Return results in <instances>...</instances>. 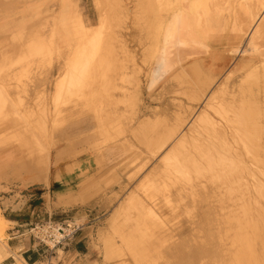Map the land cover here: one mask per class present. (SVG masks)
<instances>
[{"label":"rangeland","instance_id":"obj_1","mask_svg":"<svg viewBox=\"0 0 264 264\" xmlns=\"http://www.w3.org/2000/svg\"><path fill=\"white\" fill-rule=\"evenodd\" d=\"M119 1L0 0V87L5 89L4 85H6L8 89H14L23 102H53L55 98L54 84L64 75L62 66L65 63L64 59L67 57L68 49H62L61 56H58L52 50V44H66L71 41L73 36L70 28L72 26L70 24L72 23L71 17H80L86 28H92L97 32L95 36L97 41L100 39L97 55L86 72L87 83L90 85L83 90L82 95L83 97L88 96L92 108L86 112L83 107H80L83 102L74 107L75 101L72 102V96L63 93L62 101L70 99L66 104L68 106H64L67 112L65 110L64 117H60L62 123L60 122L58 128L52 133L48 128L45 135L41 133L40 126L33 129L34 135H41L40 138L43 141L50 142L51 138L55 140L54 145L49 149L48 156L56 143L60 141V138H56L54 135L56 131L82 129L83 122L89 126L90 149L94 151V158L100 172L106 163L116 160L117 155L122 154L119 164L116 165L115 174H113L112 167H109L105 177L100 181H94L90 177V183L81 186L80 191L75 193L74 201L62 202L58 199L63 205L76 207L65 210L63 214L57 215V218L49 217L42 221L59 224L66 220L72 221L80 227V230L64 247L58 246L51 251H47L45 247L46 252L37 264H115V260L107 259L108 256L106 260L104 256L106 246L103 245V240L110 232V218L116 215V210L119 209L125 198L130 194L138 193L139 185L150 175V171L159 165V159L163 154L166 155L171 150H175L176 155H179L180 150H184L190 157L195 154L194 145H197L196 148L200 147L199 149L203 147H209L211 150L218 149L216 151L222 154L224 151L220 149L219 142H216L219 147L217 148L215 142L212 141H216V137L214 139V136L211 137V126L215 127L214 124L223 127L222 131L227 142L225 144L233 152L236 150L234 153H237V156H231L230 160L239 162L236 160L238 158L242 162L245 161L250 167L252 166V169L254 168V159L251 160L253 154L249 155L246 152V145L251 146V143L246 140L244 130L237 129V122L240 120L237 110L242 102L238 86L242 87V84L245 86L251 82L250 79L244 82L242 77L247 74L245 71L248 68H245V65L249 62L256 65L257 61L264 62V55H262L264 54V31L257 34L258 36H251L250 32L256 25L258 29V25L260 26L261 19L258 21V17L262 11L254 10L256 0H218L217 3L220 6L216 12L219 16L211 14L217 10L213 5L217 0H206L203 9L206 11L208 8L211 9V12H207V16L206 11L201 8L198 10L199 14L197 9L194 10V15H200L201 22L197 24L198 27L196 25V30L192 25L193 35L191 37L187 35L183 39L181 38L182 40L177 37L171 41L168 59L173 61L174 65L170 71L161 73L155 86L149 90L147 89V74L155 68L159 58L157 53H160L158 49L162 46L160 44L162 38L160 26H164L166 18L172 12L169 9L172 6L169 2L171 3L172 0ZM180 2L178 6L184 7L186 3L181 2V4ZM237 3H240L241 6L239 5V7ZM113 7L119 11L116 12ZM245 8L249 10L253 8L251 10L254 12L253 18H247L250 15L244 16V13L249 12V10L245 12ZM121 10L124 11L123 14L120 13ZM200 12L203 15L205 13V17H202ZM222 13L224 14L222 15ZM208 14L210 15L208 16ZM255 14L257 15L255 16ZM99 15H103L104 19ZM261 16L264 17V14ZM225 17L229 20L227 26L222 23L217 24L216 20H223ZM211 20L216 21V24L209 31L206 24ZM253 20L254 22L251 23ZM102 21L104 22L102 23ZM100 22L103 28H101ZM97 27L100 28V31ZM206 29L209 33L205 37L203 32ZM215 30H218L217 33ZM198 31L202 33V39L205 37L208 41L205 40L201 43L202 39L199 40ZM97 35L99 36L97 37ZM38 36L44 46L40 51L33 53L31 45L35 42L34 37ZM116 37L124 42L126 47L124 52L115 46L117 41L113 38ZM251 40H253V46H250ZM180 41H183L184 44H180ZM197 43L199 44L197 45ZM251 47H255L257 51L251 54L242 53ZM99 59H102L103 63L97 66L95 62ZM172 75L180 80H173ZM208 76L211 78V82L205 88L201 80ZM251 77H254V73H251ZM9 79L10 81H8ZM4 80L7 81V84L4 83ZM261 92L258 106L262 110L264 109V90ZM70 93L77 94L76 91ZM73 99L75 100V98ZM208 116L210 120H213L211 126L206 125L209 124ZM39 118L40 121L43 120V117ZM98 119H101L103 123H111L119 127L122 131L121 135L114 136V139H110L108 133L104 137L101 136L97 130ZM261 121L264 123V119ZM226 122L227 125H225ZM229 123L233 125L230 126ZM26 131H22L20 122L10 116L1 115L0 155L3 151H8L15 159L12 174L19 176L22 173H30L29 175L33 176L34 181H41L42 177H45V173L41 170L42 166L38 165L40 155L38 147L32 145L23 148L27 150L25 152L23 149L19 151L14 149L15 144L11 138L19 140L22 137L34 136L31 131L28 130L31 134ZM262 138L264 135L261 134L258 137L260 141L258 146L264 144ZM64 141L72 144L74 140L64 138ZM233 152L232 154H234ZM172 160L175 165L179 163V158ZM152 176H156V178L160 176L161 180L165 175L159 168ZM104 179L107 180L103 187ZM160 180L159 184L165 181V177ZM212 191L214 188L208 186L206 195L201 193L203 196L200 197V201L205 200L200 202L199 211L194 216L183 213L167 225V228L175 236L172 253L169 252L167 255L168 264H176L177 250H180L178 245L186 246L184 255L182 254L184 262L188 261V258L202 256L204 262L208 258L206 263L215 264L214 258L221 257V244L218 237L219 227H223L217 225L216 219L220 218L219 207H217ZM92 194L95 195L92 196ZM166 195L168 196V193L158 194L163 200L162 205H165L169 200ZM90 197L91 199H89ZM78 211L83 212L84 219L76 222L74 217ZM169 213L170 211L165 214ZM187 214L189 216H185ZM5 226L6 223L0 213V232L3 233ZM80 235H82L83 243L75 252L74 241ZM28 236L30 237L29 233ZM5 239L6 235L3 238V235L0 234V242L4 247ZM30 239L32 240L31 237ZM50 246L52 245L50 244ZM205 251L208 253L207 256ZM211 257L214 258L211 259ZM122 259L129 262L126 264H133L132 259L128 256H124ZM163 260L164 258L159 257L152 260L151 264H161Z\"/></svg>","mask_w":264,"mask_h":264},{"label":"bare ground","instance_id":"obj_2","mask_svg":"<svg viewBox=\"0 0 264 264\" xmlns=\"http://www.w3.org/2000/svg\"><path fill=\"white\" fill-rule=\"evenodd\" d=\"M180 1L182 3H186L184 7L178 6ZM205 2L206 0H179L178 2L177 0H172L171 3L169 2L170 6L172 5L169 8L172 12L166 18L165 24H163L164 26L162 25L163 27H161L159 25L160 30L162 31L160 43L162 46H160L161 48L158 49L160 53H157L159 54V58L157 59L155 68L153 67L154 69L149 71L147 74L148 90L155 86L158 79L160 78L161 73L168 72L173 67V61L171 62L169 61L170 59H168L170 43L177 37H179V39H183L187 35L189 37L193 35L192 25L194 26L193 29L196 30V25L201 22L200 15H194V10L197 9L196 11H198L200 8L203 9V7H205ZM217 2L218 0L215 2L216 4L213 3V5L216 6L214 8H217V10H214L213 13L210 11L211 9H209L208 6L207 11L203 9L206 11V16L207 12H211L212 15L217 14L216 11H218V7L220 6ZM209 3L211 2L209 1ZM237 4L238 6L240 5V3ZM254 7L255 11H262L261 15L264 14V0H256ZM116 8L113 7L114 10ZM246 10L249 9L245 8V12ZM251 10H253V8ZM251 10H249V12L247 11L246 14L244 13V16L246 15L247 17L250 15L247 18H253L254 12ZM123 12L124 11L122 10L120 11L121 14H123ZM202 12L200 13L202 14ZM197 13L199 14V11ZM115 14L117 15V13ZM223 14L224 13H222V15ZM204 15L202 14V17H205ZM209 15L210 14H208V16ZM256 15L257 14H255V16ZM261 15L258 17V21L261 19L260 26L258 25L259 29L257 28V25L252 28L250 31L252 33L251 36H255L257 34L259 35L261 31H264V17ZM99 16L102 17L103 15ZM100 17H98V19H100ZM71 19L72 23L70 24L72 26L70 28L73 33L71 41L66 44H52V50L56 52L58 56H61L62 49H68L67 57L64 59L65 63L62 66L64 67V75L57 79L54 84L55 98L52 103L45 101H38L34 103L23 102L21 98L18 97L17 93L14 92V89H8V86L6 85H4L5 89L0 87V116H10L17 122H20L22 131H26L27 129L26 132L29 133V131H31L34 135L33 129L35 130V128L40 126L42 130L41 133L45 135L48 128L50 129L51 133L57 129L59 124L62 123L61 120L64 117L63 113L66 110L64 106H68L66 104L70 99L69 98L65 100V102L62 101L63 93H67L75 98L74 100L71 97L72 102L75 101L74 107L79 106L80 103L83 102L84 104L81 103L82 105H80V107H83V110L87 112L89 108H92L90 106L91 100L88 99V96L83 97L82 95L83 90L88 88L90 85L87 83L88 77L86 72L87 68L93 63V59L97 55L99 45L98 41L100 39L97 41V38L95 37L97 32L93 31L92 28H86L80 17L75 16L71 17ZM254 20L251 21V23L254 22ZM211 21H208L206 24V28L209 31L213 29L216 21L217 24L222 23L224 26H227L229 20L225 17L223 20L220 19L216 21L213 20L212 22ZM103 22L104 21H102V23ZM102 23L101 28H103ZM98 29L100 31V28ZM207 29L203 32L204 36L209 33ZM101 31L103 30L101 29ZM199 34V40H201L203 38L201 37L202 33L199 32ZM98 36L99 35H97V37ZM205 37L200 41L201 43L207 40ZM252 38L254 40V37ZM113 39H116L117 41L115 46L118 47V50L124 52L126 47L122 39H119L118 37ZM253 40H251L250 46H253ZM34 41L35 42L32 43L31 48L33 53H36L43 48L44 43L39 36L34 37ZM179 43L184 44L183 41H180ZM198 44L199 43H197V45ZM254 51H257L255 50V47H251L242 53L251 54ZM102 63V59H99L97 62H95V65L99 66ZM78 67L79 69H77ZM245 68L248 69L245 71L247 72L245 77L244 75L242 76L244 82L249 79L251 82L247 83L245 86L242 84V87L238 86V90L240 88L239 94L242 102L241 106L237 110V116H240V120L237 122L238 125H236L238 127L237 129L240 128L244 130L246 140L251 143V146L246 145V152L249 153V155L251 153L253 154H251L253 156L251 160L254 159L253 162L255 163L253 164V167L255 170H253L254 168H251L252 166L250 167L247 165L244 160V162L238 158L236 160H239V162H235V160L232 161V159L230 160L231 156H237V153H234L236 150L233 152L232 149L227 147L225 144L226 141L224 138V132L222 131L223 127H218V124L213 123V126H216L212 128L210 124L213 120H210L208 116L207 118L209 124L206 125L211 126V137L214 136L213 139L216 137V141H212L215 142V144L216 142H219L221 145H219L220 149L224 152L220 154L221 152L218 153V151H216L218 149L211 150L209 147H203L202 149H199L200 147L196 148L197 145H194L193 150L195 151V154L191 155L190 157L184 150H180L179 155H176L175 150H171L166 155L163 154V156L159 159V165L150 171V175L147 176L145 180L139 185L138 193L130 194L127 198H125L119 209L116 210V215L110 218V232L103 240V245L106 246L104 250L105 259L108 256L109 258L107 257V259L111 258L115 260V264H126L127 261L123 260L122 257L128 256L132 259L133 264H151L152 260L161 257L162 259L164 258L161 264H168L167 255L169 252L172 253L174 247L173 244H175V236L173 235V232L167 228V225L171 224L173 219L179 217L183 213L192 214V216H194V214L199 211L200 202L202 203L205 200L202 198L203 201H200V197L203 196H201V193L206 195L208 186H211V188H214V191L211 193L215 196V202L218 205L217 207H219L218 215L220 218H218L219 220L216 219L218 221L217 225H222L223 227H219L220 234L218 237L221 244L220 246L222 255H220L221 257L219 256V259H215L214 257H211V259L214 258L215 264H264V146H261L264 144H261L260 146L257 145L260 144L258 137L261 134L264 135V123L261 121L264 119V109L261 110L258 106V99L261 97V91L264 90V62L257 61V65L253 63L250 64L249 62L245 65ZM251 73H254V77H251ZM173 75V80H180L179 78H174ZM8 81H10V79ZM201 81L205 87L211 82V78L209 76L204 77ZM4 83L7 84V81L4 80ZM71 91H76L77 94L72 95L70 93ZM203 113L206 114L205 112ZM39 117H43V120L40 121ZM97 124V130L103 137L107 133L109 134L110 139H114V136L116 135H121V129L111 123H103L101 119H98ZM225 125H227V122ZM229 125L231 126L233 124L229 123ZM239 133L242 132L240 131ZM233 135L234 134H232V136ZM40 136L34 135L30 137L26 136V138H20L15 145V150L19 151L23 148L36 145L40 154L39 160L40 162H44L47 153L50 147L54 145L53 143L55 140L51 138L49 140L50 142L43 141ZM25 151L27 150H24V152ZM232 152L234 154H232ZM180 155H182V157H180ZM238 156L240 157L239 154ZM173 158H179V163L177 165H175L174 160H172ZM159 168L165 175V181L160 182V184L158 183L160 176L158 178H156V176H152L153 174H156ZM160 193H168L166 198H169V200L165 205L161 204L163 200L158 196ZM168 211H170V213L166 215L165 213ZM188 214L185 216H189ZM55 230L60 231V229L57 228ZM0 234L3 235L2 231ZM178 246H180V250H177L178 260L176 261V264H209L206 263L208 258H206V262H204L202 256L197 258H188V261L184 262L185 259H183L184 257L182 254L184 255L186 246ZM205 253L207 256L208 253L206 251ZM8 254L9 252L6 250V248L0 245V260ZM16 256L18 257V255ZM16 256V264H26L25 262L21 261V259L19 260V258ZM211 259H209L210 262Z\"/></svg>","mask_w":264,"mask_h":264},{"label":"crops","instance_id":"obj_3","mask_svg":"<svg viewBox=\"0 0 264 264\" xmlns=\"http://www.w3.org/2000/svg\"><path fill=\"white\" fill-rule=\"evenodd\" d=\"M82 124V129L55 132V137L60 138V141L52 148L49 156L48 151L44 162L39 160L38 163L45 173L41 181H34L30 173H22L19 176L12 174L15 159L8 151L1 153L0 213L6 222L3 238L6 235L4 244L9 254L0 260V264H16V255L26 264L40 262L46 250L32 242L28 236L30 227L49 217L57 218V215L63 214L65 210L75 208L76 206L63 205L59 201H74L75 193L80 191L81 186L90 183V177L94 181H100L105 177L109 167H112L115 174L116 165L119 164L122 154H118L116 160L106 163L100 172L94 151L90 149L89 126L86 122ZM64 138L74 141L70 144L64 141ZM11 139L16 145L18 139L14 137ZM105 180L107 179L102 181L103 187ZM82 213L77 212L74 217L76 222L84 219ZM74 242L76 252L83 243L82 235Z\"/></svg>","mask_w":264,"mask_h":264},{"label":"built area","instance_id":"obj_4","mask_svg":"<svg viewBox=\"0 0 264 264\" xmlns=\"http://www.w3.org/2000/svg\"><path fill=\"white\" fill-rule=\"evenodd\" d=\"M60 229L56 231L55 229ZM80 227L72 221L62 223L41 222L36 223L29 229L30 237L38 246L46 247L47 251L67 244L79 232ZM50 244L52 246H50Z\"/></svg>","mask_w":264,"mask_h":264}]
</instances>
